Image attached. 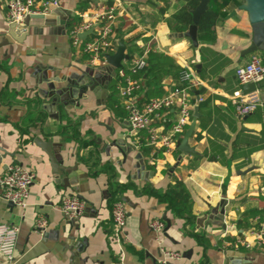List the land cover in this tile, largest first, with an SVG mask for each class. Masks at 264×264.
<instances>
[{
	"label": "crops",
	"instance_id": "obj_1",
	"mask_svg": "<svg viewBox=\"0 0 264 264\" xmlns=\"http://www.w3.org/2000/svg\"><path fill=\"white\" fill-rule=\"evenodd\" d=\"M165 1L113 0L111 6L118 4V18L126 23L122 29L126 55L124 41L136 36L138 51L134 57L141 55L142 47L149 46L150 52L170 56L179 68L192 71L202 82L192 97L198 118L188 139L195 153L188 155L178 150L177 143L191 121L182 133L172 134L176 109L162 111L150 124L159 134L171 137L170 147H151L149 155L143 154L142 147H149L147 132L134 135L127 118L116 117L106 106L108 85L114 79L111 75L107 81L106 71L101 75L102 81L108 82L107 91L100 85L96 93L87 91L85 97L71 98V109L65 113L58 112L49 99L37 97L38 90L45 89L44 83L37 84L39 76L68 79L90 68L86 57L72 48L66 25L73 14L108 8L104 0H60V9L46 22L31 25L19 43L6 33V11L0 4V178L12 164L34 175L24 210L9 208L0 197V225L8 224L18 231L14 251L17 264H158L163 262L161 249L180 254L179 260L169 261L171 264H264V248L243 249L232 244L237 238L249 237L258 225L256 218L264 223V217L251 215L264 211V86L258 88L261 106L247 116L238 118L230 102L239 90L236 67L256 54H245L252 37L247 14L236 11L227 18L243 0H237L239 5L233 9L229 5L222 9L229 13L215 28L213 40L198 41L197 48L189 39L173 36L167 21L179 2ZM93 71L99 73L98 68ZM179 84L167 76L163 80L165 95ZM63 85L55 83L56 89ZM154 85L152 76L142 80L143 88ZM197 96L203 104L201 110ZM134 97L140 104L141 97ZM200 119H204V127ZM69 126L77 129V140ZM35 139L51 141L56 159L72 171L68 175L74 182L72 188L65 189L55 182L49 159ZM113 141L133 149L123 155L111 146ZM81 142L92 145L84 148ZM137 154L145 162L144 171L135 168ZM106 164L114 168V184L130 186L120 196L126 220L124 239L119 243L111 238L108 175L98 172L92 176V171ZM177 181L183 183L193 202L192 227L173 216L155 196L142 193L145 185L163 193ZM71 195L85 203L84 213L75 220H68L59 210L61 199ZM223 201L227 204L222 215ZM38 218L47 223L42 235L35 232ZM165 219L170 223L168 227ZM154 220L163 222L162 234L150 229ZM191 233H202L207 246L200 245ZM77 245L83 248L81 253H77ZM0 264H7L1 254Z\"/></svg>",
	"mask_w": 264,
	"mask_h": 264
},
{
	"label": "built area",
	"instance_id": "obj_2",
	"mask_svg": "<svg viewBox=\"0 0 264 264\" xmlns=\"http://www.w3.org/2000/svg\"><path fill=\"white\" fill-rule=\"evenodd\" d=\"M1 6L6 11L7 25L20 24L25 17H48L56 10L60 9V0H0ZM118 4L108 7L102 11L94 10L91 13H76L78 20L74 29L70 32L69 38L71 46L80 55L86 57V64L96 69L107 65L106 55H112L114 48V25L118 16ZM93 29L92 34L85 39L79 35ZM150 52L149 46L142 47V53L133 57L126 64H122L116 69L113 78L121 79L122 84L118 86L120 98L124 102V107L128 112L127 125L130 131L137 135L146 131V146L164 148L170 147L172 139L169 135L159 134L155 128L150 126L152 122L160 117L162 111L176 109L177 119L170 131L182 133L189 125L193 106V92L202 85L200 79L192 71H185L180 84L175 86L170 92L159 99H153L148 104L139 108L135 101V92L140 88V81L134 76L145 66V58ZM235 80L239 86L230 97V102L234 107L238 118L253 113L261 106L258 89L244 93L241 88L247 84L257 85L264 80V65L262 58L253 55L249 62L236 67L234 71ZM194 99V97H193ZM201 101L197 96L196 102ZM34 175L17 164L8 165L5 175L0 178V197L19 209H25L28 204L29 189L33 182ZM59 210L68 220L79 218L85 210V203L78 197L64 196L59 205ZM112 217V240L119 243L124 239V229L126 220V210L122 200L113 202L111 209ZM259 228L255 227L248 236L237 238L233 243L234 247L251 249L257 247L264 248V223L255 219ZM46 221L38 218L35 225V232L42 235L46 229ZM150 229L156 234H162L164 224L160 220L150 223ZM18 231L8 224L0 225V254L6 259L7 264H17L14 254ZM163 262L176 261L180 259V254L166 250H160Z\"/></svg>",
	"mask_w": 264,
	"mask_h": 264
},
{
	"label": "trees",
	"instance_id": "obj_3",
	"mask_svg": "<svg viewBox=\"0 0 264 264\" xmlns=\"http://www.w3.org/2000/svg\"><path fill=\"white\" fill-rule=\"evenodd\" d=\"M104 6L111 7L113 4V0H104ZM163 3H166L165 0H160ZM179 6L176 9L175 13L171 15L170 19L167 21L169 29L173 33H184L187 31L188 27L193 23L191 12L196 8L199 4L200 0H178ZM229 5L230 9H233L239 5L237 0H210L207 6L206 11L202 13L197 23V39L200 42L205 41V39H209V41L213 40L215 28L221 25L223 18L229 12H222V9H225ZM80 12L83 9H79ZM79 17L76 15L70 16L66 30L67 34L69 35L70 32L74 29ZM126 23L122 18H116V22L114 25V48L117 45V40H123L124 33L122 31L123 27H125ZM234 33L239 35H244V33L240 31H234ZM138 37L130 38L125 42L126 47L128 49V57L131 59L137 53V47L135 42L137 41ZM256 55L260 56L263 61L264 65V56L257 52ZM185 73L184 69H181L177 66L174 59L170 56H161L155 52H149L145 58V66L135 75L134 77L140 81V88L135 92L136 96L138 95L141 97L140 104H138L139 108H142L144 105L148 104L153 99H159L165 95L164 87H163V80L167 76H171L174 82L178 83L183 74ZM152 76L155 82L153 87L148 89L142 87V80L146 79L147 77ZM122 84L121 79L114 78L112 82L108 85V95L106 99V106L107 108L113 112L116 117L121 119H126L128 117V112L121 106L120 95L118 92V86ZM203 104L201 102L198 103V109L201 110ZM204 119L199 120V124L201 127H204ZM69 124V122H68ZM72 127V126H69ZM68 127V128H69ZM73 128V137L74 139H78V132L77 129ZM81 145L86 148L91 146L92 143L81 142ZM152 148L149 147H142L141 151L144 155H149L151 153ZM155 154V153H154ZM157 156L156 154L154 157ZM91 169L95 170V166H90ZM98 172H104L108 175V186L110 189V197L112 204L117 200H121L120 196L122 193L129 189V185H117L113 183L115 178L114 168L111 167L109 164L104 165L101 169L96 172L92 171V176L97 175ZM142 193L155 196L158 201L163 204L167 210H169L173 216L176 218L182 219L184 224L192 227L195 221V215L192 211L193 202L192 199L186 189V187L181 182H175L173 185H169L165 192L158 193L155 189H153L149 185H145ZM252 216L259 215L261 219L264 217V211H260L257 213H251ZM256 229L259 228L258 225L254 226ZM191 235L196 239V241L202 245L207 246V242L204 238L202 233L199 234H192ZM232 242V239H228ZM233 244V242H232Z\"/></svg>",
	"mask_w": 264,
	"mask_h": 264
},
{
	"label": "water",
	"instance_id": "obj_4",
	"mask_svg": "<svg viewBox=\"0 0 264 264\" xmlns=\"http://www.w3.org/2000/svg\"><path fill=\"white\" fill-rule=\"evenodd\" d=\"M210 0H200L199 4L196 8L191 12L193 23L188 27L187 31L184 33H175L173 36L178 38H187L190 40L192 46L197 48L199 45L197 39V23L199 21L200 16L204 11H206L208 3ZM236 11H243L247 14L248 22L251 26V43L250 46L246 49L245 54H254L261 53L264 56V0H243L242 4L237 7L236 10L231 11V13L227 16L230 18L236 14ZM51 17H25L22 23L20 24H10L7 28V35L13 39L15 42H20L25 39V37L29 33V27L33 24L40 23L41 21L44 23ZM21 32L20 35H17L16 32ZM93 29L88 30L87 32L81 33L79 37L81 39H85L88 35L92 34ZM7 44L8 41L5 40ZM107 65L105 67H99V73L94 74L92 68H87L80 73L79 76H70L68 79H55L49 78L47 76H39L37 78V84L42 85L45 84V89L38 90V96L42 98L44 101L49 99L51 104L57 107L58 112L65 113L67 110L71 109L69 105L70 99H78L81 97H85V93L95 92V90L102 85V87L107 91L108 82L111 79V75L114 74L115 70L120 68L122 62L124 60H128V55L125 54V45L122 40H119L118 47L114 54L106 55ZM36 70V69H35ZM106 71L108 76L106 77L107 81H102V72ZM63 82L64 85L58 89L55 87V83ZM264 86V80L259 84H247L243 86L244 93H249ZM76 93L78 94L76 96ZM96 93V92H95ZM72 102V100H71ZM43 110H47L46 105L42 106ZM57 113V117H58ZM198 118L197 105H195L193 109L191 123L189 125L188 130L185 132L184 137L181 141L177 143V148L183 154H193L194 149L188 146V139L192 135L194 124ZM34 143L42 149V151L47 155L50 166L52 169V173L55 176V182L57 184H62V187L72 188L73 181L69 180L68 175L71 174V169L64 168L63 165L56 159L53 149L52 143L50 140L41 141L39 139H35ZM111 146H115L123 155L130 152L133 147L132 146H120L116 141L111 142ZM137 163L135 164V168L137 171H144L145 162L143 161L140 154H137L135 157ZM74 171V170H73ZM249 171V170H247ZM246 171V172H247ZM242 174H245L243 172ZM72 196V195H71ZM125 203L127 199H123ZM227 204V201H223V206L221 209V214H224V206ZM9 208H14V205L9 203ZM167 227L169 226V221L165 219ZM85 243L83 242V245ZM72 246V243L69 244ZM77 253H81L82 249L80 245L75 246ZM73 257V256H72ZM154 264H156L154 262ZM158 264H171L169 262H161Z\"/></svg>",
	"mask_w": 264,
	"mask_h": 264
}]
</instances>
